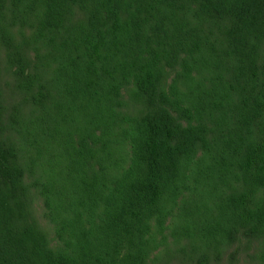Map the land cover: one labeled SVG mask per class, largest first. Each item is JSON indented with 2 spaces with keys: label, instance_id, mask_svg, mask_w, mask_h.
Segmentation results:
<instances>
[{
  "label": "trees",
  "instance_id": "16d2710c",
  "mask_svg": "<svg viewBox=\"0 0 264 264\" xmlns=\"http://www.w3.org/2000/svg\"><path fill=\"white\" fill-rule=\"evenodd\" d=\"M184 1L0 0V8L13 3L15 14L34 25L35 41L59 40L57 56L69 55L61 65L68 69L60 88H49L59 94L40 86L31 91V101L44 110L66 102L70 109L79 106L85 117L74 127L86 132L72 134L80 140L68 154L70 182L62 194L59 236L66 248L79 249L82 264H147L149 247L156 242L150 219L165 212L187 237L203 233L210 241H233L241 230L264 234V143H248L256 134L264 140V64H258L264 0ZM188 5L212 32L224 29L216 46L205 45L209 41L188 26L176 25L178 13ZM76 9L83 20L68 18ZM168 25L181 29L176 40L164 32ZM195 38L205 41L198 46ZM220 48L224 51L218 52ZM179 50L190 56L182 64L186 78L197 68L191 54H203L204 61L208 51L221 54L216 59L220 63L212 65L208 94L198 96L195 112L204 102L217 115L215 125L231 131L220 135L228 139L208 135V125H180L164 107L154 110L160 100L172 102L158 81L165 56L174 60ZM115 73L123 85L135 75L142 80L131 96L148 100L151 113L119 136L87 132L116 118L90 107L115 104L121 86L107 83ZM177 96L187 107L186 99ZM58 115L63 116L51 117ZM10 158L1 142L0 264H38L27 243L30 231H22L18 223L15 202L22 172Z\"/></svg>",
  "mask_w": 264,
  "mask_h": 264
},
{
  "label": "rangeland",
  "instance_id": "374dc122",
  "mask_svg": "<svg viewBox=\"0 0 264 264\" xmlns=\"http://www.w3.org/2000/svg\"><path fill=\"white\" fill-rule=\"evenodd\" d=\"M178 1L183 5L186 3L184 0ZM190 8L191 6L188 5L178 13L176 25L182 24V27L186 25L198 36H204L206 41L195 38L198 46L204 41H209L205 45L215 43L216 46L224 29L220 31L217 27V31L212 32L207 28L206 21H199L189 10ZM14 11L18 12L13 3L0 8V143L5 145L11 155L10 159L14 160V166H18L22 172L20 180L17 181L18 186H21L17 192L19 199L15 202V209L21 215L18 223L22 231H30L31 236L27 243L29 250L31 252L34 250L36 254L33 253L31 258H36L38 264H44L43 261L47 264H82L79 249L66 248L59 236L60 221L64 214L62 194L70 182L68 165L71 156L68 154L71 152V144L80 140L79 136L73 137L72 134L86 132L82 126H78V130L74 127L83 123L85 117L79 106L70 109L71 105L66 102L50 107L51 110H44L31 101L32 94L37 92L40 86L45 89L60 88V78L64 77L68 69V64L66 67L61 65L67 62L69 55L57 56L59 40H54L59 44L57 48L53 47L54 41L51 40H48L49 43L45 39L35 41L34 25H28ZM79 11L76 9L68 18L75 21L83 20L84 16L77 13ZM164 29L173 40H176V36L181 32V29H175V26L168 25ZM147 30L150 32L149 27ZM60 31H62L60 36L65 37L66 33ZM6 36H11V40L5 39ZM65 46H70V42H66ZM222 51L224 49L220 48L218 52ZM261 51V54H258L260 66L264 64L263 42ZM208 52L204 55L208 59L205 61L201 60L203 54H191L193 60L199 59L192 60L197 64V68L189 70L191 78L182 77L187 76L182 64L190 58L186 51L179 50L174 60L165 56L158 82L161 91L170 94L172 102L160 100L154 110L156 111L159 106L164 107L180 125H208L206 127L208 135L213 138L228 139L220 135L231 131H227L226 127L219 129V126L215 125L217 115L211 110L208 111L209 109L204 107L206 106L204 102L201 103L202 107L196 108L199 113L195 112L199 97L208 94L206 90L210 83L208 80L215 70L212 65L218 63L216 59L221 56L216 54L217 52L214 54ZM202 64L204 65L198 68ZM146 72L148 71H143L141 74ZM24 77L26 81H23ZM119 77L120 74L115 73L107 80L109 86L117 84L121 86L115 104L105 107L100 105L96 108L90 106L93 110H102L103 117L107 116L105 113L107 110L115 113L110 116L116 118L112 124L106 123L93 130L88 129L87 132L108 137L119 136L133 122L143 120L151 113L147 105L148 100L146 104L145 101L131 96L132 89L142 80L135 75L128 85H123ZM25 82L34 86H28L24 84ZM50 91L59 94L58 91ZM177 94L186 99L187 107L180 104ZM57 113L63 116L51 117ZM248 140V143H264V140L259 139L258 134ZM236 141L243 142L244 139L236 138ZM18 201L21 206L17 204ZM150 224L156 242L149 247L147 264H264L262 233L251 232L248 235L247 231L241 230L233 241L227 239L210 241L201 235L203 233L187 237L181 234L180 228L174 225L167 212L152 217Z\"/></svg>",
  "mask_w": 264,
  "mask_h": 264
}]
</instances>
